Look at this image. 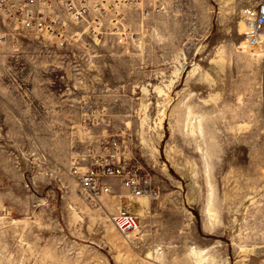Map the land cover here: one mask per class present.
Instances as JSON below:
<instances>
[{
	"label": "rangeland",
	"instance_id": "1",
	"mask_svg": "<svg viewBox=\"0 0 264 264\" xmlns=\"http://www.w3.org/2000/svg\"><path fill=\"white\" fill-rule=\"evenodd\" d=\"M109 2L107 32L73 25L64 46L0 12V264H152L156 248L195 264L190 245L264 264V46L244 50L240 31L255 0ZM117 134L160 193L132 238L111 222L119 200L70 173Z\"/></svg>",
	"mask_w": 264,
	"mask_h": 264
},
{
	"label": "built area",
	"instance_id": "2",
	"mask_svg": "<svg viewBox=\"0 0 264 264\" xmlns=\"http://www.w3.org/2000/svg\"><path fill=\"white\" fill-rule=\"evenodd\" d=\"M118 5L115 3L112 8L107 0H0V12L17 28L36 32L64 46L78 36L72 33L73 25H85L94 35L107 32L110 17L119 15ZM245 18L252 37L264 34V0H255ZM4 39L5 35L0 33V43ZM70 173L91 198L110 195L119 200L111 222L126 237L138 234L143 213L160 194L151 171L136 157L125 134L89 143L83 153L74 156ZM113 180L119 182L124 193L114 187ZM145 198L150 204L140 207V199Z\"/></svg>",
	"mask_w": 264,
	"mask_h": 264
},
{
	"label": "bare ground",
	"instance_id": "3",
	"mask_svg": "<svg viewBox=\"0 0 264 264\" xmlns=\"http://www.w3.org/2000/svg\"><path fill=\"white\" fill-rule=\"evenodd\" d=\"M109 1H111V0H108V2ZM118 1L120 2V0H117V2ZM250 30H251V26L249 24H247L245 22L240 23V31L242 33L247 34L246 36H244L243 41L241 42V46L244 50H247L249 52H261L263 50V46H264V34H262L259 37H257V36L252 37L250 35ZM192 116H193V114H192ZM189 117H191V116H189ZM200 118L198 120L197 127H195V125H192V124L190 125V126H192V127H190V130H191L190 132L195 133L196 131L194 129H197V128L200 132H202V124H201ZM211 196H212V191L210 190V195L208 198L207 205L205 207V212L207 215L208 225H210V227H213L214 222L217 220L218 217H217V212L211 203V200H212ZM140 202H141L140 204H142L140 207H142L143 205L150 204V200L148 201L146 198L140 199ZM139 211H141V209H139ZM143 215H146V214L143 213ZM141 229H142V226L139 229L138 233L140 232ZM188 254L193 258L195 264H215L216 260H217V259L215 260L214 256L210 253L209 248H196V247H193L192 245H190ZM149 255H150V258H154V260L152 261V264H160L158 261L159 260L158 256L161 255V252L158 248H156L151 253H149Z\"/></svg>",
	"mask_w": 264,
	"mask_h": 264
}]
</instances>
